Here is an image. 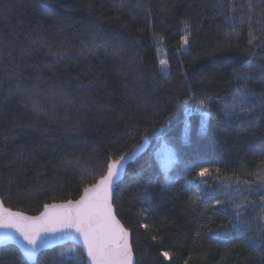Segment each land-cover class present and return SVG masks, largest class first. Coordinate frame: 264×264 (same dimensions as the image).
I'll use <instances>...</instances> for the list:
<instances>
[{"label": "trees", "instance_id": "16d2710c", "mask_svg": "<svg viewBox=\"0 0 264 264\" xmlns=\"http://www.w3.org/2000/svg\"><path fill=\"white\" fill-rule=\"evenodd\" d=\"M144 139L113 192L135 264H264V0H0L7 208L77 200Z\"/></svg>", "mask_w": 264, "mask_h": 264}, {"label": "snow or ice", "instance_id": "6c2138e0", "mask_svg": "<svg viewBox=\"0 0 264 264\" xmlns=\"http://www.w3.org/2000/svg\"><path fill=\"white\" fill-rule=\"evenodd\" d=\"M247 111L251 112V109ZM124 159L121 156L119 160L111 163L108 166V175L91 189L86 188L85 194L74 205L71 201L66 205H45V211L35 218L5 209L0 212V228L15 229L21 234L28 245L24 251L29 258L48 246L50 241L46 234L61 233L60 238H66L74 230L79 237L72 238H82L91 264H132L128 233L115 220L112 205L109 203L113 177L117 176ZM172 162L171 158L165 161V168ZM206 172L207 169H201L198 175L204 176ZM250 243L261 247L264 246V239L253 238ZM69 252L74 250L70 249ZM69 259L72 264H85L78 255H70Z\"/></svg>", "mask_w": 264, "mask_h": 264}, {"label": "water", "instance_id": "95a60500", "mask_svg": "<svg viewBox=\"0 0 264 264\" xmlns=\"http://www.w3.org/2000/svg\"><path fill=\"white\" fill-rule=\"evenodd\" d=\"M149 148H150V142L148 141V139H144V140H142L141 143L136 145L127 155L123 156L125 159H124V161H121V166L119 168L117 176L113 177V183L111 185L110 196H109V203L112 205V214L115 217V220L118 221L119 225L128 233V243L131 247V252H132V264H135V255H134L132 245H131V236H130L129 231L124 227V225L118 219V217L115 213V209L113 206V192H114L115 187L124 179L127 168L129 167V165L134 163L139 157H141L143 154H145L149 150ZM113 162L114 161L110 162V164ZM107 175H108V168H107L105 175L102 178H100L94 185L98 184ZM92 187H93V185L91 187H89L88 189H91ZM84 194H85V190L82 192L81 196L77 200H69V201H71L74 205L76 203V201L80 200V198ZM69 201L60 202V203H53V204H50L48 206L62 205V204L66 205V204H68ZM5 209H7L9 212L20 213V214H22V216L31 217V218L39 217L45 211V207H44V209L42 210V212L40 214H38L36 216L28 215L26 213H23L20 211H15V210L7 208L3 204L2 200L0 199V212H3ZM49 211H52V209L49 208ZM46 235H49V241L50 242H49L48 246L41 248L40 250H38L35 253V255L32 258H29L25 254V251H24L25 247H28V245H27L26 241H24L21 234L19 232H17L15 229L0 228V248L7 247V246H14L19 250V252L22 254V256L26 259V261L29 264H35L37 262L39 255L42 252L47 251V250H51V249H54L56 247H60V246H63V245L69 244V243H72V244H76L80 247V249H81V251L85 257L86 264H91L90 260H88L87 251L84 248L82 238H77V239L72 238V237H79V234L76 233L74 230L72 231L71 236H68L66 238H60L61 233L46 234Z\"/></svg>", "mask_w": 264, "mask_h": 264}, {"label": "rangeland", "instance_id": "374dc122", "mask_svg": "<svg viewBox=\"0 0 264 264\" xmlns=\"http://www.w3.org/2000/svg\"><path fill=\"white\" fill-rule=\"evenodd\" d=\"M165 72L166 71H163V73ZM185 129H184V132H185ZM153 154L156 156V159H158L159 165L164 171L169 170L173 166V162L175 158L174 152H173V149L167 144L165 140L158 142V144L153 149ZM169 158H171L173 162L171 163L170 166L165 168L164 162L167 161ZM226 187H229V186H226Z\"/></svg>", "mask_w": 264, "mask_h": 264}]
</instances>
